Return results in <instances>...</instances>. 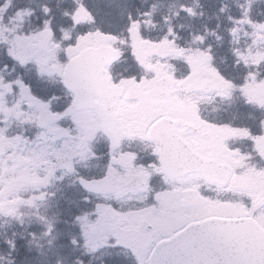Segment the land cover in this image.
I'll return each mask as SVG.
<instances>
[{
	"label": "flooded vegetation",
	"instance_id": "af4514ba",
	"mask_svg": "<svg viewBox=\"0 0 264 264\" xmlns=\"http://www.w3.org/2000/svg\"><path fill=\"white\" fill-rule=\"evenodd\" d=\"M80 30L84 37H92L90 35L95 33L130 35L136 28L89 26ZM67 35L63 48L62 44L53 45L58 50L50 59L57 65H64L73 55L71 33ZM112 38L118 40L117 36ZM99 44H91L90 41L81 48ZM111 46L116 56L114 63L106 67V77L109 87L116 90L108 88L102 92L110 100L104 101L100 96L92 98L89 107L72 106L73 93L65 86L62 74L14 77L20 93L18 106L22 116L27 112L29 103L37 108V116L43 110L57 115L56 121L42 128L37 116L31 122L26 121L24 116L17 125L16 135L21 143L22 155L27 149L31 150L29 155L34 154V160L29 159L30 163H27L28 179L38 175L42 180L52 179L56 180L55 184L64 185L79 178L109 179L113 191L97 195L102 205L114 208L120 217L127 214L136 216L129 222L144 240L140 253L134 243L131 246L137 258L147 257L156 241L188 223L209 217H250L264 228V202H254V196L234 182L233 174L225 183L218 184L209 182L202 171L190 169L187 165L167 168L162 154L166 149L174 154L176 147L172 143L167 146L159 144L149 137L155 125L169 129L171 134L160 136L177 137L197 157L232 166L238 154L232 148L229 125L203 122L198 108L191 111L182 109L180 105L187 90H174L175 106L168 105L172 96L156 97L150 78L120 74L134 52H127L129 47L125 43ZM130 46L132 50L136 47L133 43ZM32 60L20 59L28 66ZM189 81L190 77L187 78V85ZM162 118L170 121L155 123ZM240 167L241 164H238L237 168ZM46 168L48 175L45 174ZM241 175L239 173L238 176ZM142 220L147 221L151 229L141 231L139 223Z\"/></svg>",
	"mask_w": 264,
	"mask_h": 264
},
{
	"label": "trees",
	"instance_id": "16d2710c",
	"mask_svg": "<svg viewBox=\"0 0 264 264\" xmlns=\"http://www.w3.org/2000/svg\"><path fill=\"white\" fill-rule=\"evenodd\" d=\"M80 4L79 0H74L73 7L79 8ZM129 7L128 3L123 6L125 12ZM98 9L99 19L105 22L108 19L106 8ZM49 10L57 17L71 14V11H64L62 0H55ZM9 12L8 9L6 16ZM132 12H135L133 20L138 27L158 30L150 36L155 40L173 42L179 49L191 48L196 43L195 38L199 37V43L209 49L215 67L226 80L213 107L226 115L227 122L264 121V102L257 104L242 92L250 75L264 82V31L261 32L264 28V0H166L161 5L156 0H135ZM35 14L37 16V12ZM36 16L32 15L30 23L25 26L39 28L41 21ZM114 22H117L115 17ZM163 23L168 29L166 32L161 31L166 29ZM137 35L146 34L140 32ZM260 36L263 39L260 40ZM260 52L263 54L261 62L258 60ZM237 53L246 54L238 64L234 60ZM246 57L250 62L242 66V58L246 60ZM83 200L79 191L70 195H42L37 207H25L19 217L0 215V264H125L124 257L113 248L100 253L96 250L95 254H86L79 248V225L74 219L94 205L91 198L89 206H85ZM22 218L26 219L24 223ZM44 222L54 225L55 235H45L41 226Z\"/></svg>",
	"mask_w": 264,
	"mask_h": 264
},
{
	"label": "rangeland",
	"instance_id": "374dc122",
	"mask_svg": "<svg viewBox=\"0 0 264 264\" xmlns=\"http://www.w3.org/2000/svg\"><path fill=\"white\" fill-rule=\"evenodd\" d=\"M92 0H88V2ZM104 1V0H103ZM122 0H119L121 3ZM49 0H25L22 2L20 0V4H24L23 8H17L13 15L10 18L6 17V12L8 8H15L14 0H2L0 1V27L3 30L4 24H8L4 32L0 33V43L4 44L8 50V54L12 57L19 58L22 61H26L29 59L35 60L34 62L40 66L41 71H46L47 74H51L55 71H60L61 67H57L55 64L52 63L50 57L55 51V42L63 41L64 39L68 38L67 33H71L72 42L76 40V46L71 47V52L74 53L79 48H81L86 43L94 40L95 35H90L92 37H81L83 35L78 34L80 29L77 28L75 22H82L85 20L90 19L88 12L81 8V7H73L71 9L65 8L66 11H71V16L69 18L72 19L68 26L62 27L59 26L58 32L56 34V39L51 41L48 45L47 50L41 51L38 49V32L36 29L25 33L24 35L19 34L16 30L17 28L22 29L25 27V24L30 23L31 16L37 12L40 17V9L44 8ZM93 5L95 6V1H93ZM47 7V6H46ZM101 6H96V8H100ZM114 7L120 8L119 4L116 3L115 0H107L106 1V10L108 12V19L105 21L107 25L113 24L114 19ZM54 25L56 26L55 22ZM48 27V26H47ZM57 27V26H56ZM58 28V27H57ZM37 31V32H36ZM264 31L262 28L261 32ZM20 32V31H19ZM17 33V34H16ZM77 37V38H76ZM76 38V39H75ZM259 39H263L260 36ZM171 47L169 51L165 53H159L156 48L147 49V47L140 50L139 57L142 60H145V67L150 69V63H147L150 57H161L166 59L170 56H178L177 53L174 52V47ZM176 49V48H175ZM187 55V52L184 53ZM189 65H190V78L191 82L184 80L181 82L180 86L185 87L187 90V94L182 100V104L180 107L185 111L196 110L195 104L198 102L199 104L203 102L205 98H208L210 94L206 90H202L200 88V83L206 79H218L217 74L212 69L209 58L204 53H196L193 54L189 58ZM161 73H164L161 71ZM160 72L158 74H161ZM1 82V81H0ZM9 86L0 83V163L5 162V160H13L14 165H18L17 172L14 173L8 183H5V180L2 181L5 187L0 186V213L3 215H10L14 214L15 211L22 205V203L26 204V201L21 202L20 199H15L11 196L16 190L19 189L20 184L22 183H31L33 182L32 179H28L27 175V163L33 159V153L29 155L28 153L31 151L27 149L25 153L21 154V143L17 138L16 133L14 132V125L23 120V117L27 118L26 121H30L37 112V108L32 104L29 103L28 110L24 116L20 113L19 108V92H17L14 97L12 98V102L15 103L11 108H5L2 102V96L4 93L9 90ZM180 87L178 86L175 89V92L179 90ZM12 90L9 91L11 93ZM243 94L253 101L262 102L264 100V83H258L255 81H251L247 83L243 88ZM172 102H168V105H173L176 103V96L171 97ZM196 101V102H195ZM211 113L209 114V117ZM208 129V128H206ZM10 140L12 142V148L9 152L3 153L1 151L2 144L6 141ZM255 146L256 149L264 154V124L261 126V130L258 136L255 138ZM20 166H22L20 170ZM234 182H237L241 188L245 189V191H249L254 196V202H260V200L264 201V186L262 185L260 178L255 175L251 176L248 173H244L241 176H234ZM34 183V182H33ZM13 197V199H12ZM30 200V201H29ZM30 205L37 207L39 198L34 195L29 198ZM105 205H100L99 203L93 208L90 209L88 213L80 215L76 217L75 223L79 225V240L80 246L79 248L83 250L86 254H95L97 248H101L106 246V242L108 240V234H112L113 238L117 242V244L132 246L133 243L137 247V250L140 253L141 248L144 247V240L142 236H140L136 231L135 227L133 228L132 224H130L129 220H135V215H124L123 217H119L117 221L108 224L104 222L102 219V212ZM37 211V209H36ZM96 216L95 218H92ZM26 219L22 218L21 222H25ZM28 221H31L28 219ZM43 231L46 236L52 237L55 235L54 225L49 222H44L41 224ZM92 226L97 227V233L95 235H91L89 233V229ZM135 249V248H134ZM99 264H104L99 262Z\"/></svg>",
	"mask_w": 264,
	"mask_h": 264
},
{
	"label": "water",
	"instance_id": "95a60500",
	"mask_svg": "<svg viewBox=\"0 0 264 264\" xmlns=\"http://www.w3.org/2000/svg\"><path fill=\"white\" fill-rule=\"evenodd\" d=\"M51 37V31L44 30L41 34V40H40V48H45L47 45V42L49 41ZM167 43H160L158 45V49L163 51L167 48ZM107 51H110V48L107 46H100L97 48H86L82 51H80L76 56H74L66 65L63 75H90V76H100L103 77V66L107 63L106 53ZM112 59V58H111ZM70 80L66 79V84H70ZM91 84H99L101 85V80L95 81V79H92ZM174 83L173 79H171L168 76H163L159 78L153 85V91L157 95H161L163 93L166 85L171 87ZM72 84H74V81H72ZM203 88H209V89H218L219 84L206 81L202 84ZM96 89V88H95ZM170 89V88H169ZM92 94H96V92H93ZM76 99L73 102V105L75 107H82L85 105H88L85 101V97H80L81 93L76 92ZM41 123H46L49 121L46 118V113H42L40 116ZM167 129H161L159 127H156L152 132V137L159 142L160 144H163V141H168L169 138H165L158 136V133H167ZM167 143V142H165ZM166 145V144H165ZM11 147L10 143H6L3 146L4 151H8ZM177 152L172 154L169 152L168 149L164 151V161L166 165H169L173 162H177L178 164H182L186 161V153H188V148L185 144H183L181 141L177 140V144L175 145ZM195 158V157H194ZM193 159V158H192ZM197 161V158H195ZM188 167L189 165L195 166V163L193 164L192 161H187L186 164ZM196 166L203 170L209 175V179L211 181H217V182H224L226 177L230 174V168L227 165H217L214 162H203L199 161L196 163ZM190 168V167H189ZM198 169V168H196ZM225 169V171H224ZM221 170H223L225 173H222ZM218 172V173H216ZM81 185L89 191H100L102 190V184L99 181H84L80 180ZM107 187V184H105ZM104 217L108 221H112L115 219V213L111 209H107L105 211ZM255 227L257 228V231L255 232L257 234L258 240L256 242H252L251 239H249L248 245L254 244L258 246H264V241H261L264 239V233L259 229V227L254 223V221H251ZM205 223H195L192 225H189L179 233L173 235L172 237L162 240L158 243H156L150 258H149V264H194V259L191 257H181L180 254L186 252L187 250H191L187 247H182L180 244V241L187 239L189 236H191L199 227L204 226ZM140 228L143 230H147L148 227L144 226V223H140ZM95 229H92L91 232L95 233ZM253 235V233H251ZM250 234V235H251ZM203 264H264V254H254L250 258H240V257H218V258H206L202 260Z\"/></svg>",
	"mask_w": 264,
	"mask_h": 264
},
{
	"label": "bare ground",
	"instance_id": "6f19581e",
	"mask_svg": "<svg viewBox=\"0 0 264 264\" xmlns=\"http://www.w3.org/2000/svg\"><path fill=\"white\" fill-rule=\"evenodd\" d=\"M19 0H16L17 4L19 3V6L20 7H23L22 4H20V1L18 2ZM95 1V10H96V13H97V9L96 6H101V8L103 7H106V1L107 0H94ZM116 3L119 4L120 8H115L114 7V16L115 18H117V22H114V24L116 25H120L121 23L124 22V20L130 15V11L129 9L127 10L128 12H125L126 10H124L125 8H123V6L125 4H127L126 0H122L121 3H119V0H115ZM124 3V4H123ZM98 14V13H97ZM60 15V14H59ZM56 21L57 23L62 26V27H65L66 26V18L63 14H61L59 17L56 18ZM102 23H105L104 21L101 20Z\"/></svg>",
	"mask_w": 264,
	"mask_h": 264
}]
</instances>
